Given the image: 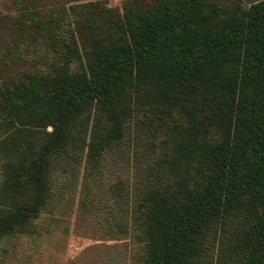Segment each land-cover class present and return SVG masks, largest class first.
I'll return each mask as SVG.
<instances>
[{"label": "trees", "instance_id": "obj_1", "mask_svg": "<svg viewBox=\"0 0 264 264\" xmlns=\"http://www.w3.org/2000/svg\"><path fill=\"white\" fill-rule=\"evenodd\" d=\"M6 11L0 264H32L21 241L55 233L40 220L58 175L71 176L63 196L85 154L97 174L139 116L163 132L146 144L134 205L106 230L133 242L127 264H211L218 225L243 214L219 264H264V0H11Z\"/></svg>", "mask_w": 264, "mask_h": 264}, {"label": "rangeland", "instance_id": "obj_2", "mask_svg": "<svg viewBox=\"0 0 264 264\" xmlns=\"http://www.w3.org/2000/svg\"><path fill=\"white\" fill-rule=\"evenodd\" d=\"M10 1L0 0V14H6ZM101 1L109 7L122 9L126 0ZM46 55L49 54L43 48L39 57ZM144 122V118L139 116L128 123L124 141L106 154L97 174L89 172L85 154L83 164L77 172L76 184L73 188L68 186L63 196L59 194V187L70 183L68 178L71 176L58 175L55 207L52 213L46 211L40 220V224L50 231L53 226L55 233L50 239L36 243L37 246L33 245L31 239L21 241L20 250L32 256V264H124V258L127 264L133 242L130 238L121 241L109 240L113 236L112 229L108 236L106 230L114 225L113 221L120 215L121 210L132 208L135 201L131 202L130 198L128 200V196L141 187L142 180L149 178L147 171L150 162L147 161L150 157L147 155L146 144L153 135L163 131H157L156 123L153 127ZM95 123L92 119L91 128ZM158 136L162 138L160 134ZM126 201L129 204L123 203ZM52 217L62 222L59 225L49 223ZM249 221L246 214H243L234 218L233 226L230 225L231 218L226 219L225 224H219L220 237L214 247L212 244L210 252L208 250L206 259L211 264H219L226 257V236L234 232L236 225L244 228ZM65 228L68 234H64Z\"/></svg>", "mask_w": 264, "mask_h": 264}]
</instances>
